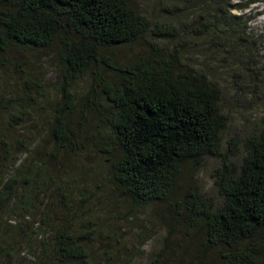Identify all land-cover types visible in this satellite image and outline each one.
Here are the masks:
<instances>
[{
	"label": "trees",
	"instance_id": "obj_1",
	"mask_svg": "<svg viewBox=\"0 0 264 264\" xmlns=\"http://www.w3.org/2000/svg\"><path fill=\"white\" fill-rule=\"evenodd\" d=\"M241 1L178 0L194 2L180 15L195 18L175 27L154 23L130 0H0V264H129L117 247L94 251L105 240L119 244L118 232L80 218L67 196L58 202L63 209L47 204L48 184L70 193L76 183L50 165L92 147L132 212L162 207L170 224L198 237L193 258L168 264H208L209 255L213 264L258 263L264 115L222 152L228 121L220 89L186 62L221 54L251 73L256 44L235 14L246 9ZM176 8L160 11L173 18ZM131 48L137 52L122 61L118 52ZM54 60L61 79L51 87L45 70ZM208 159L219 162L211 174L218 202L195 181ZM21 248L30 258L22 263L15 260Z\"/></svg>",
	"mask_w": 264,
	"mask_h": 264
},
{
	"label": "rangeland",
	"instance_id": "obj_2",
	"mask_svg": "<svg viewBox=\"0 0 264 264\" xmlns=\"http://www.w3.org/2000/svg\"><path fill=\"white\" fill-rule=\"evenodd\" d=\"M130 2L154 23L168 22L175 27H181L184 24L187 26L188 22L195 18L188 11L184 12L183 16L180 15L183 8L186 6L193 7L194 2L180 3L178 0H130ZM173 5L178 7L176 8L177 14L173 18L164 17L160 9ZM240 5L246 9L235 14L241 15L247 21L248 32L256 44L253 47L254 53H256L253 55L254 61L250 62V69H253L250 71L251 73L242 69L240 63H232L226 55L224 57H221V54L211 55L208 51H204V53H209L207 56L200 54L202 57L199 59L186 61L196 67L197 70L205 69L208 75L211 74L214 77V81L220 89L222 111L228 121L227 128L221 137L222 152L224 153L227 150L226 143L228 141L233 138H236L239 143L245 140L264 115V0H243ZM204 41L203 38L198 41L202 48ZM193 42L195 39L186 43L187 47ZM160 44L162 47H167L164 42ZM136 52L137 48L124 49L118 52V56L123 61ZM56 65L54 60L53 67L45 70L51 87L58 79H61V74ZM256 73L260 74L257 76ZM84 86L85 80L80 84V88ZM52 100H58L56 94L52 96ZM78 122H82V120L78 119ZM90 125V131L96 132V124L91 122ZM238 148L239 145L234 150V157L238 155ZM104 160L105 158L96 153V149L92 147L79 159H70L66 162L63 160L58 162L60 164H54L53 167L50 165V169L55 174H63V171L65 174L66 172L73 173L76 183L70 193L65 190H58L51 183L48 184L45 191L52 201L47 204L56 210L55 205L60 208L59 200L63 196H67L68 202H73L72 207L80 212V218L83 220L92 218L96 222L105 223L108 230L118 232L119 244L113 242L112 245H109L105 242L109 240H105L100 242L102 243L101 247H93L94 251L99 252L117 247L118 253L128 259L129 264H168L176 259L177 255L180 259L185 260L193 258L200 246L198 237L194 233L170 224L162 207L154 206L132 212L130 205L119 200L107 182ZM218 166L217 160L208 159L197 172L195 178L201 193L216 202H218L219 197L213 185L211 174ZM8 219L11 218H5L6 221ZM26 257L29 256L21 248L15 260L20 263L30 260V258L24 260ZM206 259L208 264L214 263L213 256L209 255ZM257 264H264V251Z\"/></svg>",
	"mask_w": 264,
	"mask_h": 264
}]
</instances>
